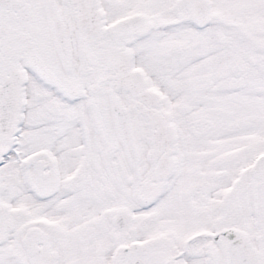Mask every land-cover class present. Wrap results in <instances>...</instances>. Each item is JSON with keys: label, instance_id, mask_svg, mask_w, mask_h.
<instances>
[{"label": "snow or ice", "instance_id": "6c2138e0", "mask_svg": "<svg viewBox=\"0 0 264 264\" xmlns=\"http://www.w3.org/2000/svg\"><path fill=\"white\" fill-rule=\"evenodd\" d=\"M0 264H264V0H0Z\"/></svg>", "mask_w": 264, "mask_h": 264}]
</instances>
